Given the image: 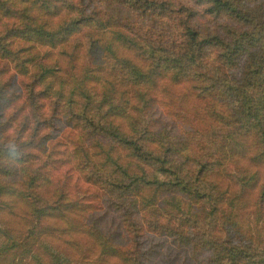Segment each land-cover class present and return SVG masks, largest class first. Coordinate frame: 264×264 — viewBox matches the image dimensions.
Listing matches in <instances>:
<instances>
[{"label": "clouds", "instance_id": "clouds-1", "mask_svg": "<svg viewBox=\"0 0 264 264\" xmlns=\"http://www.w3.org/2000/svg\"><path fill=\"white\" fill-rule=\"evenodd\" d=\"M0 264H264V0H0Z\"/></svg>", "mask_w": 264, "mask_h": 264}]
</instances>
